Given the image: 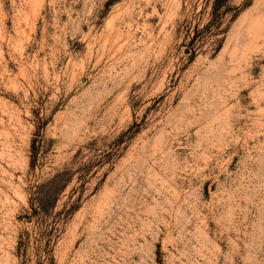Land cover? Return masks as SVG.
Segmentation results:
<instances>
[{"label": "rangeland", "instance_id": "1", "mask_svg": "<svg viewBox=\"0 0 264 264\" xmlns=\"http://www.w3.org/2000/svg\"><path fill=\"white\" fill-rule=\"evenodd\" d=\"M0 264H264V0H0Z\"/></svg>", "mask_w": 264, "mask_h": 264}]
</instances>
